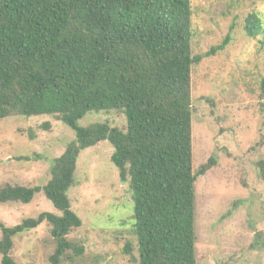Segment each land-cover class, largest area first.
<instances>
[{"label":"trees","instance_id":"trees-1","mask_svg":"<svg viewBox=\"0 0 264 264\" xmlns=\"http://www.w3.org/2000/svg\"><path fill=\"white\" fill-rule=\"evenodd\" d=\"M192 16L190 0H0V120L48 115L74 133L44 186L0 187L1 204H29L43 192L60 212L0 223L1 264H17L13 238L43 224L54 264L82 255L67 238L82 225L68 192L80 152L102 141L132 194L138 264H196L195 182L210 164L193 172L191 72L231 35L193 55ZM263 20L251 13L243 28L262 51ZM259 86L264 94V75ZM92 112L121 113L126 126H79Z\"/></svg>","mask_w":264,"mask_h":264},{"label":"rangeland","instance_id":"rangeland-1","mask_svg":"<svg viewBox=\"0 0 264 264\" xmlns=\"http://www.w3.org/2000/svg\"><path fill=\"white\" fill-rule=\"evenodd\" d=\"M190 1L193 55L231 35L224 51L191 72L193 172L210 164L195 182L196 264H264V94L259 86L264 51L243 29L249 14L264 17V0ZM92 123L122 130L126 118L92 112L78 124ZM73 139L68 127L48 115L1 119L0 187L44 186L53 161ZM112 152L102 141L79 154L68 198L82 225L67 238L84 248L82 255L70 252L58 264H138L132 194L110 161ZM44 212L60 215L39 192L29 204L0 203V223L13 227ZM48 230L43 224L14 237L11 258L17 264H54Z\"/></svg>","mask_w":264,"mask_h":264}]
</instances>
